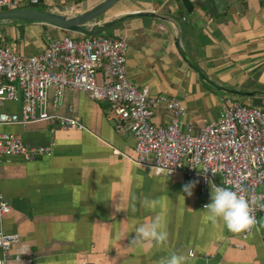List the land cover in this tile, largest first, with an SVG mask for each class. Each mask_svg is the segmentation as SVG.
Instances as JSON below:
<instances>
[{
    "label": "crops",
    "instance_id": "crops-1",
    "mask_svg": "<svg viewBox=\"0 0 264 264\" xmlns=\"http://www.w3.org/2000/svg\"><path fill=\"white\" fill-rule=\"evenodd\" d=\"M104 1L40 4L44 10L85 12ZM189 3L188 8L177 0H122L106 14L105 20L138 12L165 18H131L104 33L126 42L129 81L152 96L180 100L187 111L184 124L200 129L217 122L224 100L231 96L188 68L175 47L181 32L184 49L211 80L233 90L260 92L244 97L243 104L264 110V0ZM11 25L2 26L11 43L0 29V44L22 56L40 55L52 40L70 35L46 24ZM49 108L78 120L86 130L62 131L44 122L2 129L20 136L30 148L51 149L49 157L36 162L9 158L0 166V192L11 208L0 217V230L21 238L8 264H165L173 253L183 254L185 264H264V214L257 229L242 240L239 232L206 215L197 184L188 196L182 192L185 176L168 178L131 161L135 140L108 104L67 91L56 109L50 99ZM170 119L162 104L152 121L165 126ZM258 190L264 194V185ZM209 199L210 190L205 203ZM156 216L166 239L134 240L135 226ZM17 256L26 259L16 261Z\"/></svg>",
    "mask_w": 264,
    "mask_h": 264
},
{
    "label": "built area",
    "instance_id": "built-area-1",
    "mask_svg": "<svg viewBox=\"0 0 264 264\" xmlns=\"http://www.w3.org/2000/svg\"><path fill=\"white\" fill-rule=\"evenodd\" d=\"M40 2L0 0V11ZM127 50L126 42L102 35L54 39L35 56H22L0 44V166L9 158L31 163L51 155L50 148H30L20 136L2 131L4 127L44 122L62 131L86 130L78 120L49 108L50 99L56 109L67 91L82 92L92 101L108 104L116 120L125 124L135 140L134 164L168 178L185 176L188 183L197 184L201 206L206 204L211 185L228 187L253 200L249 209L253 223L239 232V238L245 240L264 214V194L258 190L264 185V110L228 97L217 122L200 129L184 124L187 111L180 100L152 96L129 81ZM162 104L171 117L165 126L152 121ZM9 106L16 108L7 110ZM10 210L0 192V217ZM20 241L18 234L0 230V264H8L12 248ZM237 248L242 250L243 244ZM189 257L195 254L190 252ZM24 259L26 256L15 258Z\"/></svg>",
    "mask_w": 264,
    "mask_h": 264
},
{
    "label": "water",
    "instance_id": "water-1",
    "mask_svg": "<svg viewBox=\"0 0 264 264\" xmlns=\"http://www.w3.org/2000/svg\"><path fill=\"white\" fill-rule=\"evenodd\" d=\"M122 0H105L94 8L79 12L73 8H59L57 10L20 9L14 11H0V23L18 24V22H32L53 26L69 33L94 37L104 34L123 21L131 18H157L165 19L152 12H138L121 14L120 16L105 20L106 14ZM175 47L188 68L205 84L226 95L234 97H254L260 92H244L226 88L211 80L201 68L191 59L183 47L181 32L175 39Z\"/></svg>",
    "mask_w": 264,
    "mask_h": 264
},
{
    "label": "clouds",
    "instance_id": "clouds-1",
    "mask_svg": "<svg viewBox=\"0 0 264 264\" xmlns=\"http://www.w3.org/2000/svg\"><path fill=\"white\" fill-rule=\"evenodd\" d=\"M193 182L182 186V192L191 196ZM254 201L245 198L236 191L219 185L210 186L209 202L202 206L205 213L212 220H219L230 232H241L253 223V218L249 213L250 205ZM264 207V205H262ZM134 240H152L162 242L166 239L167 233L162 230L159 216H156L148 224H139L134 229ZM183 254L173 253L166 258L165 264H185Z\"/></svg>",
    "mask_w": 264,
    "mask_h": 264
},
{
    "label": "rangeland",
    "instance_id": "rangeland-1",
    "mask_svg": "<svg viewBox=\"0 0 264 264\" xmlns=\"http://www.w3.org/2000/svg\"><path fill=\"white\" fill-rule=\"evenodd\" d=\"M27 9H36V10H42V9H46L45 7H43L41 4L39 5H34V6H30L28 5ZM26 22H22L20 25L22 24H25ZM4 25V24H3ZM12 26V25H11ZM2 32L6 38V40L8 41V43H11V40H10V35L9 33L6 31L7 28L6 27H3L2 29ZM103 36H105L106 34H102ZM70 37H73V38H80V37H83L82 35L80 34H75V33H70L69 35ZM0 39H3V38H0ZM232 98H235L236 100H238L240 103L243 104V101H245L244 97H234V96H231ZM246 105V104H245ZM12 106H9L7 108V110H10ZM219 117H220V114H219Z\"/></svg>",
    "mask_w": 264,
    "mask_h": 264
},
{
    "label": "trees",
    "instance_id": "trees-1",
    "mask_svg": "<svg viewBox=\"0 0 264 264\" xmlns=\"http://www.w3.org/2000/svg\"><path fill=\"white\" fill-rule=\"evenodd\" d=\"M185 1V5L186 6H188V8L190 7V3H189V0H184ZM28 7V6H27ZM27 7H25L24 9H27ZM43 11H45L44 9H42ZM22 22H18V24H21ZM26 23H31V22H26ZM25 23V24H26ZM7 24H9V23H7ZM2 26H4L3 25V23H0V29H2L3 27Z\"/></svg>",
    "mask_w": 264,
    "mask_h": 264
}]
</instances>
